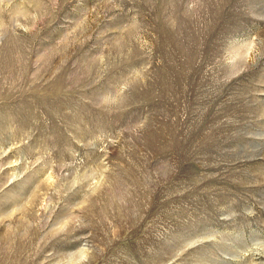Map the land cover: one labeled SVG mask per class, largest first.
Returning <instances> with one entry per match:
<instances>
[{
    "label": "rangeland",
    "instance_id": "rangeland-1",
    "mask_svg": "<svg viewBox=\"0 0 264 264\" xmlns=\"http://www.w3.org/2000/svg\"><path fill=\"white\" fill-rule=\"evenodd\" d=\"M0 264H264V0H0Z\"/></svg>",
    "mask_w": 264,
    "mask_h": 264
}]
</instances>
